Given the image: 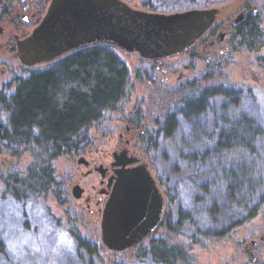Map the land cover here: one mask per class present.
Listing matches in <instances>:
<instances>
[{
  "label": "rangeland",
  "instance_id": "rangeland-1",
  "mask_svg": "<svg viewBox=\"0 0 264 264\" xmlns=\"http://www.w3.org/2000/svg\"><path fill=\"white\" fill-rule=\"evenodd\" d=\"M125 1L141 10L161 13H173L192 8H217L218 11L222 10L221 14H228L242 3L241 0ZM150 1L157 6V10H149L147 4H150ZM0 18H2L1 15ZM7 27H9L8 24L0 21V31ZM116 51L127 64L131 74L129 91L122 102L120 111L124 107L131 109L132 104V107L139 103L147 106L150 104L151 107H155V103L158 102L165 104L166 112L161 115L157 113L159 124L153 125L155 132L152 133L155 143L148 152L152 170L159 177L161 186L165 190L167 217L164 225L162 223L152 236L139 246L136 245L137 247L134 246L122 252L106 248L101 240L100 225L94 228L93 217L73 207L71 203L65 201L62 203L61 196L56 198L57 196L53 193L43 194V187L37 182L43 172H50L52 175L64 172L72 179L73 177L76 179L80 174L75 171L77 160H69L65 152L60 154L62 157L56 158L59 154L50 145L30 142L26 146L21 145L13 149L12 145L0 139V237L5 240L9 263L88 264L90 258L84 251L77 248L75 242L74 237H80L88 245L93 246L95 243L99 246L97 250L99 259L94 260L92 257L91 264H143L137 263L133 255L137 251H147L152 241L156 244L171 242L170 244L174 246L183 247L186 260L183 264H264V240L261 239L264 237V206L258 217L241 225H234L236 221L232 219L226 226L219 225V229L222 226L223 233H215L214 237H207L197 232L198 230L194 231L189 222L179 225V231L169 228L170 224L176 226L180 212L187 210L195 214L197 206L192 200L193 194L201 184H204L211 176L213 177L218 167L233 166L249 159L246 153L233 151L220 153L215 147L217 134L224 127L217 122L224 107H228L227 113L231 120L248 115L256 118L261 125L257 148L262 158L259 166L263 171L257 174V177L264 178V81H260L264 74L263 63L259 64V58L262 62L264 59V46L260 47L254 55L247 50L239 52L233 63L208 78L191 76L182 83H171L168 87L170 91L162 92L164 97L158 99L149 98V91H145L143 82L141 84L138 73L140 70H145L146 66L140 59V55L118 48ZM253 70L255 76L252 75ZM28 76L29 73L25 70L15 72V77L18 79ZM253 86H256L254 92ZM199 90L219 91H215L217 93L205 103L208 104V109L197 119L181 122L175 133L172 130L173 135L170 138L160 136L161 127L166 118L169 115L172 116L178 100L189 92L195 93ZM224 92L233 95L231 103L237 102L236 107L233 106L234 104L230 106L231 103ZM103 116H105L103 119H107L111 126L117 120L116 110L115 112L105 111ZM6 118L5 113L0 110V125L4 124ZM187 153H197L198 157L187 158ZM68 180L70 179L63 177V190L67 195L72 187V185L68 187ZM12 186H17L23 191V186H29L30 198L27 202L22 199V193L19 191L18 200L11 196L9 191L12 190ZM65 194L64 198H67ZM200 210L196 213H202ZM237 219L235 217V220ZM253 241L257 242L254 244ZM77 251L78 254H83L79 257L80 259L75 258ZM113 252L117 253L113 254Z\"/></svg>",
  "mask_w": 264,
  "mask_h": 264
},
{
  "label": "trees",
  "instance_id": "trees-1",
  "mask_svg": "<svg viewBox=\"0 0 264 264\" xmlns=\"http://www.w3.org/2000/svg\"><path fill=\"white\" fill-rule=\"evenodd\" d=\"M147 6L149 10H157L152 1ZM116 49L107 43H97L71 51L47 67L33 69L30 76L22 79L7 104L8 116L0 125V139L6 143L30 139L36 144L52 145L54 150L63 147L65 152L76 143V136L102 118L105 111L120 110L129 91L131 74ZM215 91L199 90L182 96L172 116L166 118L159 135L170 138L172 130L175 133L181 122L197 119L208 109L205 103L217 93ZM224 95L230 103L233 101L232 94L224 92ZM232 104L236 107L237 102L230 106ZM224 108L217 120L224 127L217 134L215 147L220 153H246L249 159L233 166L218 167L213 177L193 194L196 212L201 209L202 213L180 212L176 226L169 225L173 230L179 231V225L189 222L194 231L214 237L215 233H223L219 225L226 226L230 219L236 221L234 225H241L258 217L264 206V178L257 177L263 171L259 166L262 158L257 148L261 125L248 115L231 120L228 107ZM186 156L198 157L197 153H187ZM41 176L37 179L39 183L43 181ZM74 238L77 248L90 258L88 264L93 262L92 257L99 259L97 244L91 246L80 237ZM4 241L0 237V264H10ZM170 243L152 241L147 251H137L133 257L137 263L143 264H183L186 261L183 247ZM82 256L77 251V257H73Z\"/></svg>",
  "mask_w": 264,
  "mask_h": 264
},
{
  "label": "flooded vegetation",
  "instance_id": "flooded-vegetation-1",
  "mask_svg": "<svg viewBox=\"0 0 264 264\" xmlns=\"http://www.w3.org/2000/svg\"><path fill=\"white\" fill-rule=\"evenodd\" d=\"M51 1L0 0V15L2 16L0 21L9 25L5 30L3 27L0 31V110L5 113L6 117L8 116L7 104L22 81L15 77V72L25 70L30 76L33 69L47 67L51 64L48 62L32 67L27 66L21 63L17 55L18 41L30 35L41 23ZM241 1L242 3L228 14H221L222 10L219 9L210 27L183 52L158 59L140 58L146 68L140 70L138 75L145 91H149V98H163L162 92L169 90V84L182 83L191 76L208 78L215 75L233 63L239 52L247 50L254 55L260 47L264 46V0ZM262 63L264 74V59L262 62L259 58V64ZM252 75L255 76L254 70ZM260 81H264V75ZM253 83L256 82L253 81ZM253 87L252 91L256 86ZM132 105H130L131 109L124 107L122 111L116 110L117 120L112 126L109 125L110 122L107 119H103L105 118L103 116L76 136V143L65 151L69 160H77L75 171L80 174L76 179L75 177L72 179L64 172L55 175L43 172L41 176L43 181L38 185L43 187V194L53 193L57 196L56 198L61 196L62 203L64 201L71 203L73 207L86 212L88 216L94 218V228L99 225L101 228L103 211L111 197L118 172L146 165L163 196L164 208L158 227L143 240L145 241L162 226L166 216L165 190L161 186L159 177L154 174L148 159V152L155 143L152 134L155 132L153 125L159 124L157 113L161 115L166 111L163 102L155 103L156 108L151 107L150 104L147 106L139 103L135 105L136 107ZM30 142V139H23L9 142V145L15 149L21 145L26 146ZM55 152L59 154L56 158L62 157L60 154L64 153L63 147L59 150L55 149ZM2 162L4 163V160ZM63 177L70 179L67 181L68 187L72 185L68 195L63 190ZM29 186H23L25 192L20 189L22 199L26 202L30 198ZM76 187L80 191H77ZM17 189V186H12V190L9 191L16 199L19 195ZM78 192L80 196L77 197ZM64 194L67 198H64Z\"/></svg>",
  "mask_w": 264,
  "mask_h": 264
},
{
  "label": "water",
  "instance_id": "water-1",
  "mask_svg": "<svg viewBox=\"0 0 264 264\" xmlns=\"http://www.w3.org/2000/svg\"><path fill=\"white\" fill-rule=\"evenodd\" d=\"M217 13V8L145 11L125 0H52L41 23L18 41L17 55L22 64L33 66L107 43L143 59L165 58L191 46ZM163 208V196L146 165L119 171L101 219L104 246L124 251L141 243L158 227Z\"/></svg>",
  "mask_w": 264,
  "mask_h": 264
}]
</instances>
